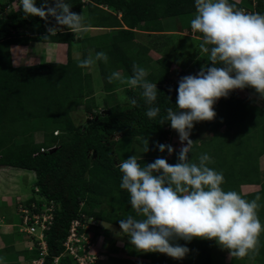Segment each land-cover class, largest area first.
Here are the masks:
<instances>
[{"label":"trees","instance_id":"1","mask_svg":"<svg viewBox=\"0 0 264 264\" xmlns=\"http://www.w3.org/2000/svg\"><path fill=\"white\" fill-rule=\"evenodd\" d=\"M66 2L72 5L71 11L77 14L82 15V8L86 7L87 18L83 21L88 26L117 28L113 34L88 36L80 41V59L87 58L88 50L92 47L94 55L103 51L109 57L107 64L97 61L98 67L106 70L102 75L103 90L112 93L127 85L109 84L107 77L112 71H119L127 79L132 75L133 63H136L145 68L146 79L157 84V100L153 106L160 108V114L155 119L146 116L148 105L138 87H130L126 91L128 101L123 104L106 107V95L105 108L100 112H93L96 105L91 75L88 68L78 67L76 60L69 54L70 43L74 40L70 30L64 27L55 36L45 40L49 27H59L53 17L49 16L45 20L29 16L26 19L20 0L1 3L0 166L32 172L33 187H37L40 194L56 203L52 223L44 231L47 253L43 264H51L52 259L63 251L62 242L68 234L71 220L80 218L82 214L94 218L99 224L107 222L120 227L119 220L126 219L132 206L127 191L119 187L122 174L118 165L123 159L136 155V151L124 155L118 153L120 148L117 147L125 143L129 149L130 144L135 142L141 153L137 156L138 159L142 156L138 161L142 166L154 162L158 157L166 159V150L160 152L156 143L164 144L171 125L170 122L161 125L159 121L166 115L167 108L177 107L180 79L198 74L203 65L212 66L208 60L204 64L195 61L187 66L185 56L181 55L179 60L173 59L179 70L173 71L175 76L172 77L173 60L164 56L153 60L149 55L150 47L134 38V29L164 31L162 23H169L170 19L177 20L188 32L191 28L190 21L196 12L195 0ZM42 3L43 0H36L37 7ZM229 3L234 4L237 9L264 14V0H256L254 6L251 0H229ZM100 5L111 7L115 13L104 10ZM5 7L8 9L5 10ZM117 12H120V18L117 17ZM29 41L66 43V63L42 62L13 67L10 45L27 44ZM133 58L137 61L134 62ZM246 89L261 98L254 88L249 86ZM130 99H136L137 106L131 107ZM78 105H82L91 115L84 128L74 125L69 115L73 107ZM217 107L219 113L206 125L210 137L197 146L194 142L189 157L196 158L207 153L210 156L208 166L224 176L222 188L226 192L231 190L240 194L241 185H258V190L242 195V198L247 200L251 197L250 200H253L256 195L261 196L257 215L264 225V168H260L258 162L259 157L264 155V106L241 98L233 90L228 97H221L217 101ZM36 131L44 133V141L35 142L33 133ZM145 139H149L150 150L147 153H143ZM52 147L56 149L51 150ZM41 148L45 151H40ZM177 154L178 152L166 159L170 165L178 163ZM32 200L30 198L27 204ZM206 241L207 239L193 238L191 242L180 239L173 243L188 247L190 251L187 255L191 259L196 255H204L203 264H210ZM258 248L259 255L254 260H262L264 264V232L260 234ZM28 252L27 261L38 256L36 239L33 249ZM61 264L75 262L64 255Z\"/></svg>","mask_w":264,"mask_h":264},{"label":"clouds","instance_id":"2","mask_svg":"<svg viewBox=\"0 0 264 264\" xmlns=\"http://www.w3.org/2000/svg\"><path fill=\"white\" fill-rule=\"evenodd\" d=\"M20 5L26 19L29 16L55 19L59 27H49L45 40L64 27L76 35L87 31L83 14L72 12V5L66 0L52 3L43 0L40 7L36 6V0H20ZM195 9L191 31L202 34L199 47L209 54L212 66L203 65L198 74L180 79L177 107L167 108L159 121L161 125L170 122L169 130L172 128L179 134L178 163L170 165L165 158L158 157L142 166L138 162L142 156L138 159L137 155L119 163L122 174L119 187L127 191L132 206L119 224L122 234L141 253H162L182 259L190 249L173 241L202 238L215 240L222 249L229 250L231 258L254 259L259 255V237L264 232L257 215L261 196L249 201L236 191H224L223 174L208 166L210 156L203 153L190 158L189 154L194 144L190 139L194 122L213 120L216 117L213 105L221 97L250 86L264 98V14L237 9L229 0H195ZM74 59L81 69L97 61L105 64L109 61L103 51L95 57L89 54L87 58L74 56ZM146 77L145 68L133 63L130 77L125 79L119 71H112L107 82L140 88L148 105L145 114L155 119L160 114V108L153 106L157 84ZM130 106H137V100L130 99ZM165 144L157 142L156 146L160 152L166 150L172 155L176 150ZM149 150V139H145L143 153Z\"/></svg>","mask_w":264,"mask_h":264},{"label":"crops","instance_id":"3","mask_svg":"<svg viewBox=\"0 0 264 264\" xmlns=\"http://www.w3.org/2000/svg\"><path fill=\"white\" fill-rule=\"evenodd\" d=\"M4 1H6V0H4ZM4 1L0 0L1 3H3ZM234 1L239 2L240 0H234ZM100 7H102L104 10L115 13V11L111 7L101 6V5H100ZM6 9H8V7H5V10ZM82 14H83V19H86L87 18V10H86L85 6H83V8H82ZM94 15H96V13ZM120 15H121L120 12H117L118 18H120ZM141 24L142 23H140V25ZM162 24H163L162 26L164 27L162 29L164 31H160V32L143 31V30H139V29H134V38L136 41H138L144 45L147 44L148 39H152L155 41V43L153 42V44L155 46L153 48H150V51L158 53L160 55L158 58H160L162 56L158 52V50L161 47L160 42L163 39H165V37L171 36V38H173L172 41H174V42H173L172 50H174V49L177 50V48H178V50H181V49H179V46H180L179 41L181 42L184 38H186V36L196 40L197 44H199V45L202 42V34L192 33L191 28L188 32L184 33L183 28L181 27L180 23L177 20L170 19L169 23L163 22ZM85 25L87 27V31H85V32H82V33L76 35L75 33L70 31V33L73 34V36H74V40L70 43V46H69V54H70L71 58H73V59H74V56L80 58V56H81V42L80 41L84 37H88V36L98 37L100 35H103L104 33H107V34L112 33L113 34L117 30V28H111V27L88 26L89 24H85ZM95 25H100V24H95ZM188 33H190V34H188ZM168 42L169 41H166V44ZM9 49H10L11 65L13 67L31 66L34 64L42 63V62H52V63L64 64V63H66L67 57H68V45L66 43H61V42L29 41L27 44H11ZM88 51H89L88 55L91 54L93 57H95L93 47L89 48ZM181 52H182V50L179 51L178 54L176 55L177 56L175 58L176 60L180 59V56H181L180 53ZM183 56H185V55H183ZM208 56H209V54H208ZM164 57H166L169 60H173V58H171L170 56H164ZM197 58H199L198 55H196L194 58L190 57V60H189L190 63H194L195 61H200V59L197 60ZM156 59H153V60H156ZM132 60L134 62L137 61V59H135V58H133ZM174 61L175 60H173V63L171 65L172 77L175 76L174 72L179 70V66L177 65V62L176 61L174 62ZM87 70L91 75V81H92V86H93V97L95 99V105H96V108L93 109V112H100L103 108H105L104 97L106 95H107V97H106L107 106L106 107H109V106L117 104V103L123 104V103L128 101V99L125 101H122L123 100L122 95H123V93H126V91L128 89H130L129 85H124V86L114 90V92H112V93H106L103 90V81H102V75H104L106 73V70L100 69L98 67L97 62L93 66L89 67ZM100 87H101V90H100ZM96 88L99 89L100 92L97 93ZM244 89H246V88H244ZM122 90H123V92H122ZM121 92H122V94H121ZM235 92L239 95L237 90H235ZM247 92L249 93L248 90H247ZM241 98H243V97H241ZM80 111L83 113H86L90 116V113L86 112L83 109L82 105L74 106L73 109L70 111L69 115H70L74 125H76V126L81 125L80 127L83 126L82 128H84L88 123L87 119L85 120L84 123L80 122V124H77L74 121V117L76 116V114H80L79 113ZM40 132L42 134V139H41V141L35 140V142L44 141V136H43L44 133L42 131L34 132L33 137L36 133H40ZM168 135L169 136L166 137V140H165V142L163 141V143L164 144L166 143L165 145H171L176 151L172 155H169L168 152L166 151V153H165L166 159L172 158V156L176 152H179V150L176 148V145H175L176 142L174 141V139L169 140L170 132L168 133ZM130 148H134V151H136L137 156L141 155L139 150H137V145L135 144V142H132L130 144ZM13 170H15V173ZM1 171H5V172L11 171L10 173H14L15 175H22V174L28 175L29 174V173H25L24 172L25 170L16 169V168L8 167V166H0V173H1ZM22 171L24 173H21ZM30 177L33 179V173L32 172H30ZM241 186L254 187V184H244ZM5 191H6V189H3V191L2 190L0 191V205H2L3 207H6V208H10L13 206V211H10V213L8 214L7 222L5 221L6 216L0 215V264H24L27 262V259H28L27 258L28 254H29L28 251H30L34 247L35 237L30 235V234L21 233L22 231H20V227L18 229L19 231L14 228V227H17V224L15 223L16 222L15 219L16 218L19 219V214H16V212H15L17 201H15L14 197H17L19 194L23 195L22 191H20L18 189V186L15 183L10 184L9 192L11 194H5L4 193ZM24 192L27 193V190ZM251 192H254V190ZM251 192H249V193H251ZM12 193H15V196H13ZM19 202H22V201H19ZM100 225L101 226L99 228H97V233H98L97 235L98 236L101 235L100 241H99L100 244H98V247L101 250H102V239H103V234H104V233L102 234L103 231L106 233L109 232L110 234L112 232L114 234L121 235L124 238L126 237V241L130 242V238L127 235L122 234V229L119 226H116L114 224L107 223V222H102V223H100ZM100 228H101V230L102 229L103 230L100 231ZM104 228H105V230H104ZM110 234H107V236L105 235L106 237H108V235H109L110 238L108 237L109 238L108 240H112ZM118 242H121L120 239L116 240V242H114V244L116 245V244H118ZM114 244H113V241L108 242L107 246L109 247V250H111V248L113 249ZM206 250L208 251V253H210V254L212 253L213 255H215L218 260L220 259L221 264H234L230 255H229V250L222 249L217 244V242L215 240H212L211 246H206ZM131 251H133V250H130V252ZM111 253H109V254L107 253V254L110 255ZM137 254H139L143 258L142 257H141V259L139 258V260H136L133 264H155L153 262V260H151L152 258L156 259V264H179V262H180L179 259L169 257L167 254H162V253H141V252L137 251ZM210 254H209V256H210ZM115 257L118 258L119 256L115 255ZM112 260H113V254H111L110 259L108 257L107 260H105L103 262V264H116V263H113ZM114 260L117 262V264L118 263L130 264V261L125 259V257L120 258V259L114 258ZM210 264H217V263H215V262L213 263L210 260Z\"/></svg>","mask_w":264,"mask_h":264},{"label":"rangeland","instance_id":"4","mask_svg":"<svg viewBox=\"0 0 264 264\" xmlns=\"http://www.w3.org/2000/svg\"><path fill=\"white\" fill-rule=\"evenodd\" d=\"M2 1H4V0H2ZM246 12H248V11H246ZM2 15H3V13L0 14V17ZM186 20H187V18H186ZM183 32L185 33L186 30L183 29ZM188 34H190V33H188ZM172 40H173V38H171V36H168V37H165V39H163L160 42L161 43V47L158 50V52L162 56L163 55L164 56H170L171 58L175 59L177 57L176 55L178 54V52L182 50V52L180 54L181 55H185V59L184 60H185V64L187 66L192 64L189 61L190 60V57L191 58H194L196 55H198V57H199V58H197V60L200 59V62L201 63H205L208 60V54L207 53H203L201 51V49L199 47V44H197V41L194 40L193 38H189V37L186 36V38H184L181 42L179 41V44H180L179 49H181V50H178V48H177V50L176 49L172 50L173 42H174ZM166 41H169V42L166 44ZM153 42L155 43L154 40L148 39L146 45L148 47H150V48H153L155 46L153 44ZM149 54H150V56L153 59H156V58H158L160 56L158 53H155L153 51H150ZM186 59L188 61H186ZM100 90H101V87H100ZM100 90L96 88V92L97 93L100 92ZM236 90L238 91V93H239V95L241 97L247 98V99H249V100H251V101H253V102H255V103H257V104H259L261 106H264V100L262 98H257L254 94H252L250 92L248 93L246 89H242V90L241 89H236ZM122 92H123V90H122ZM122 92H121V94H122ZM122 98H123L122 101H125V100L128 99V96L126 95V93H123ZM213 110L216 113H219V108L217 107L216 103L213 105ZM79 113L80 114H76V116L74 117V121L77 124H80V122L81 123H84L86 119H87V122H88L89 119L91 118V115L89 116L88 114L83 113L81 111ZM211 121H213V120H211ZM211 121L194 122V128L191 130L190 139L193 140V142H195V146L199 145V143L202 140H205V139H207V138L210 137V133L206 130V125L208 123H210ZM170 129H171V131L169 130L170 131V138H169V140L174 139V141L176 142V144H175L176 145V148L178 150H180L181 143H180V140H179V134H178V132L176 130H174L172 128H170ZM220 129L221 130H224V127H221ZM41 139H42L41 132L40 133H36L34 135V140L41 141ZM117 149H119L118 153H120V154L122 153L124 155H127L129 152L130 153H133L134 152V148H129L128 149V147H127V145L125 143H123L121 146H118ZM258 162H259L260 168H264V155H262L261 157H259ZM13 171L15 173V170H13ZM10 172L11 171H6V172L5 171H1V173H0V191L1 190L3 191V189H6V191L4 193L5 194H11L9 192V190H10V184L15 183V184H17L18 189L20 191H22V194L24 195L23 196V195H20L19 194L17 197H14L15 201H17V205H16V208H15V212H16V214H19V219L18 218L15 219V221H16L15 223L17 224V227H14V228L16 230H18L19 227L21 228V226H22V223H21V215H20L21 212L19 210V207H22V206H20V204H22V202H19V201H24V199H26L29 196L36 197V194L33 193V191H32L34 189V187H33V183H32L33 182V179L30 177V171H28V170H25L24 171L25 173H29L28 175L27 174L15 175L14 173H10ZM24 172L22 171L21 173H24ZM257 189H259V186L258 185H254V187L240 186V195L241 196L242 195H245L246 193H249V192H251L253 190L256 191ZM26 190H27V193L24 192ZM12 194H13V196H15V193H12ZM250 199H251V197L249 199H247V200L251 201ZM24 202H26V201H24ZM10 211H13V206L10 207V208H6V207H3L2 205H0V215L6 216V219H5L6 222H7V216L10 213ZM102 230L100 228V231H102ZM104 230H105V228H104ZM21 233L28 234L25 231H22ZM102 234H103L102 250L105 251V254L107 255V258L109 257V259H110V255L113 254V260H112L113 263H116L117 264V262L114 260V258L120 259V258L125 257V259H127V260L130 261V264H133L136 260H139V258L141 259L142 256H140L139 254H137V250L134 248L133 245H131L130 242L126 241V237L124 238L121 235H117V234H114L112 232L110 234L109 232L106 233V232L103 231ZM107 234H110L111 235V239L112 240H108L110 237H109V235H108L109 238L106 237ZM118 239H120L121 242H118V244L115 245L114 242H116V240H118ZM111 241H113V244H114L113 249L114 250L112 248H111V250H109V247L107 246L108 242H111ZM206 242L207 243L205 244V246H211L212 240H207ZM127 243L128 244L130 243V244L128 245ZM205 246H204V248H205ZM93 250H95V249H93ZM130 250H133V251L130 252ZM107 253L108 254L111 253V254L108 255ZM115 255H118L119 257L117 258V257H115ZM151 260H153V262L156 264V259L152 258ZM210 260L213 263L215 262L217 264H221V260L219 259L220 260L219 261L217 259V257L215 255H213L212 253L210 254ZM179 261H180L179 264H203L204 263V255L201 256V257L198 256V255H196V257L193 258V259H191L189 255H186L184 258L179 259ZM232 261H233L234 264H262V260L261 261H257V260L249 259V258H247V259H245V258L244 259L236 258L235 260H232ZM102 263H103L102 261H99L97 264H102ZM24 264H26V263H24ZM118 264H120V263H118Z\"/></svg>","mask_w":264,"mask_h":264},{"label":"built area","instance_id":"5","mask_svg":"<svg viewBox=\"0 0 264 264\" xmlns=\"http://www.w3.org/2000/svg\"><path fill=\"white\" fill-rule=\"evenodd\" d=\"M251 1L252 6H254L256 0ZM243 10L250 13V10ZM40 151H45V149L41 148ZM33 193L36 194V197L29 196L24 199L26 202L22 201V204H20L22 206L19 207L22 223L20 231L36 235V245L39 249L38 256L28 260L26 264H43L44 256L47 253L44 231L48 230L52 223L56 203L40 194L37 187L34 188ZM30 198H33V200L27 204ZM99 225L97 220L86 217L84 214L80 215V218L72 219L68 234L62 242L63 251L52 259L51 264H61V258L64 255L71 257L75 264H97L99 261L107 260L105 252L98 247L101 236L97 235Z\"/></svg>","mask_w":264,"mask_h":264},{"label":"water","instance_id":"6","mask_svg":"<svg viewBox=\"0 0 264 264\" xmlns=\"http://www.w3.org/2000/svg\"><path fill=\"white\" fill-rule=\"evenodd\" d=\"M55 149H56V147H52V148H51V150H55Z\"/></svg>","mask_w":264,"mask_h":264}]
</instances>
